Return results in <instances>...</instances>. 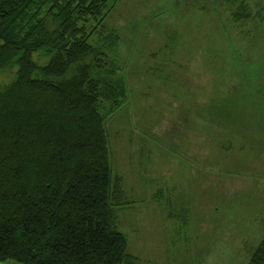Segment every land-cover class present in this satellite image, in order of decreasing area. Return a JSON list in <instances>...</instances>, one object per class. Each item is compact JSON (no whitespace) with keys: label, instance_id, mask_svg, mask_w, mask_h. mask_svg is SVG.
<instances>
[{"label":"rangeland","instance_id":"1","mask_svg":"<svg viewBox=\"0 0 264 264\" xmlns=\"http://www.w3.org/2000/svg\"><path fill=\"white\" fill-rule=\"evenodd\" d=\"M97 26L100 74L127 88L105 124L135 264H251L264 241V0H114Z\"/></svg>","mask_w":264,"mask_h":264},{"label":"trees","instance_id":"2","mask_svg":"<svg viewBox=\"0 0 264 264\" xmlns=\"http://www.w3.org/2000/svg\"><path fill=\"white\" fill-rule=\"evenodd\" d=\"M113 2L0 0V74L14 70L0 82L1 261L134 263L105 124L127 88L100 74L90 42ZM251 264H264V241Z\"/></svg>","mask_w":264,"mask_h":264},{"label":"crops","instance_id":"3","mask_svg":"<svg viewBox=\"0 0 264 264\" xmlns=\"http://www.w3.org/2000/svg\"><path fill=\"white\" fill-rule=\"evenodd\" d=\"M124 190V189H123ZM124 198H125V193H124V195H123V197H122V199H121V204L120 205H122V204H124L125 202L123 201L124 200ZM118 206V205H117ZM116 226H117V229H118V220H117V216H116ZM119 231H121L120 229H118ZM122 233H123V231H121ZM124 234V233H123ZM125 235V234H124ZM127 242H128V239H127ZM131 245H129V243H128V252L134 257V263L133 264H135L136 263V261H138V259H139V257H138V255L136 254V253H138L137 251H135L136 249H134V248H132V247H130Z\"/></svg>","mask_w":264,"mask_h":264}]
</instances>
